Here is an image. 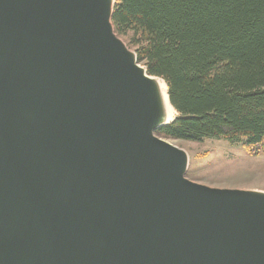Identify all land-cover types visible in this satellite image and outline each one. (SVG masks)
<instances>
[{"label":"water","instance_id":"95a60500","mask_svg":"<svg viewBox=\"0 0 264 264\" xmlns=\"http://www.w3.org/2000/svg\"><path fill=\"white\" fill-rule=\"evenodd\" d=\"M112 7L0 0V264H264V197L185 176Z\"/></svg>","mask_w":264,"mask_h":264},{"label":"trees","instance_id":"16d2710c","mask_svg":"<svg viewBox=\"0 0 264 264\" xmlns=\"http://www.w3.org/2000/svg\"><path fill=\"white\" fill-rule=\"evenodd\" d=\"M111 23L166 84L173 139L264 150V0H114Z\"/></svg>","mask_w":264,"mask_h":264},{"label":"rangeland","instance_id":"374dc122","mask_svg":"<svg viewBox=\"0 0 264 264\" xmlns=\"http://www.w3.org/2000/svg\"><path fill=\"white\" fill-rule=\"evenodd\" d=\"M114 32L134 52L129 33L121 35ZM160 137L186 153L185 176L188 179L216 188L264 191V150L244 146L242 140L203 138L192 141Z\"/></svg>","mask_w":264,"mask_h":264},{"label":"bare ground","instance_id":"6f19581e","mask_svg":"<svg viewBox=\"0 0 264 264\" xmlns=\"http://www.w3.org/2000/svg\"><path fill=\"white\" fill-rule=\"evenodd\" d=\"M113 1L102 0L107 14L111 10ZM114 43L118 54L129 66L145 92L148 104L147 119L150 128L170 122L174 117L175 110L168 100L165 82L161 78L148 76L145 68L136 62L134 52L129 50L121 41L114 40ZM251 193L264 197V191H251Z\"/></svg>","mask_w":264,"mask_h":264}]
</instances>
